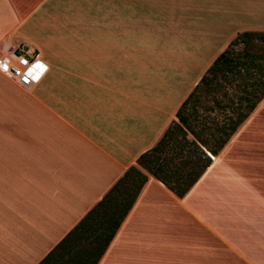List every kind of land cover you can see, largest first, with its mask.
Wrapping results in <instances>:
<instances>
[{
  "label": "crops",
  "instance_id": "obj_1",
  "mask_svg": "<svg viewBox=\"0 0 264 264\" xmlns=\"http://www.w3.org/2000/svg\"><path fill=\"white\" fill-rule=\"evenodd\" d=\"M249 31L264 0H0V56L45 65L0 73V264H67L42 262L131 167L147 181L97 264H264V148L230 150L264 98L184 197L137 164Z\"/></svg>",
  "mask_w": 264,
  "mask_h": 264
},
{
  "label": "trees",
  "instance_id": "obj_2",
  "mask_svg": "<svg viewBox=\"0 0 264 264\" xmlns=\"http://www.w3.org/2000/svg\"><path fill=\"white\" fill-rule=\"evenodd\" d=\"M238 45L243 48L236 51L234 46ZM217 76L227 83L240 80L238 88L242 92L237 99L238 116L229 120L228 128H217L225 137L214 138V144L209 146V142L193 129L182 114L189 96L176 114L179 123H173L157 144L137 160L141 168L179 198L188 193L209 167L211 161L204 149L217 155L264 98V32L238 34L208 68L199 84L208 86ZM250 77L252 81L246 82ZM242 108L244 112H240ZM188 134L193 140L187 138ZM146 181L147 177L137 168H129L42 263L63 255L67 256L64 260L67 264H97ZM73 248L76 251L70 252Z\"/></svg>",
  "mask_w": 264,
  "mask_h": 264
},
{
  "label": "rangeland",
  "instance_id": "obj_3",
  "mask_svg": "<svg viewBox=\"0 0 264 264\" xmlns=\"http://www.w3.org/2000/svg\"><path fill=\"white\" fill-rule=\"evenodd\" d=\"M242 48L243 45L234 46L236 51ZM251 81V77L246 79V82ZM239 82L240 80L227 83V81L217 76L208 86L199 84L190 94L186 108L182 110V114L188 123L202 138L209 142V146L214 144V138L225 137L223 133L217 131V128L224 126L228 128L229 120H234L238 116L236 110L238 106L237 99L242 94L238 88ZM242 111L244 112L245 109L242 108L240 112ZM239 130L240 137L231 145L230 150L242 149L243 143L245 145L244 149H250L251 160L259 161V158L262 159L256 152L259 148H264V106L250 120H246L244 126ZM245 134H247V139H243ZM187 138L193 140L189 134ZM209 160L211 161L210 158ZM191 225V234H195V229H198V227L193 226L192 223ZM203 230L202 233H204ZM179 242L180 240H178Z\"/></svg>",
  "mask_w": 264,
  "mask_h": 264
},
{
  "label": "built area",
  "instance_id": "obj_4",
  "mask_svg": "<svg viewBox=\"0 0 264 264\" xmlns=\"http://www.w3.org/2000/svg\"><path fill=\"white\" fill-rule=\"evenodd\" d=\"M45 65L37 50L30 44L21 43L8 48L0 56V73L14 80L21 87H29L44 75ZM211 160L214 156L206 152Z\"/></svg>",
  "mask_w": 264,
  "mask_h": 264
}]
</instances>
